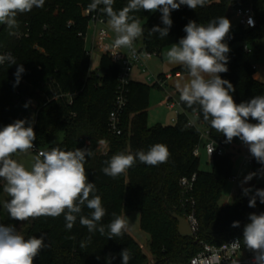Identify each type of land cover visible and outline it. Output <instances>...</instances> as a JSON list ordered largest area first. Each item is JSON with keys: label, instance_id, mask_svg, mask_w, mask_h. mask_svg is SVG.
Here are the masks:
<instances>
[{"label": "trees", "instance_id": "obj_1", "mask_svg": "<svg viewBox=\"0 0 264 264\" xmlns=\"http://www.w3.org/2000/svg\"><path fill=\"white\" fill-rule=\"evenodd\" d=\"M92 0H45L42 8L19 14L18 26L9 29L0 25V55L11 53L17 63H22L25 73L17 86L14 73L17 65H0V128L16 119L34 121V143L42 148L59 146L64 150L90 148L92 155L85 163L86 175L95 183L97 192L107 209L101 221L104 235L98 231L89 233L77 219L69 231L63 215L59 217L29 218L24 232L25 239L43 235L45 245L33 264H122L120 253L128 249L129 264H148V257L140 244L126 231L122 238L108 239L107 225L113 213L138 211L141 229L150 236V252L155 264L186 263L201 250L199 241L220 245L231 237L243 241V228L249 222L250 213L264 212V204L257 199L255 208L248 206L249 197L238 190L232 204L220 205L219 201L227 181L232 177L233 158L228 153L211 159V170L200 169V156L194 149L201 140L197 125H189L193 114L205 125L209 137L218 144L239 147L243 142L226 137L213 129L203 119L198 106L188 108L181 102V112L170 125H148V108L152 86L131 81L128 85V100L121 119L122 133L113 134L108 128L118 87L119 67L107 55L102 54L99 67L92 70L91 54L86 48L84 35L88 17L83 11L90 8ZM128 0H114V9L124 8ZM252 7L256 19L253 28H239L229 34L225 43L230 47L227 73L222 79L229 80L235 91L234 101L239 104L257 95H264V82L256 79V69L249 61L251 44L264 38V0H208L204 7L195 10L182 5L171 12L173 21L165 38L151 34L150 29L163 27L161 13L141 9L130 15L140 20L143 27L142 44L147 51L160 53L164 48L179 42L186 33L185 25L191 20L207 24L216 17H226L229 9ZM108 22V17L104 14ZM247 45L250 51H245ZM181 69L180 67L176 70ZM29 100L36 104L31 107ZM28 103V107L24 105ZM34 112V116L31 112ZM250 123L257 121L249 118ZM63 140L55 143L59 134ZM107 143L106 153L99 149L100 142ZM154 144L166 145L169 159L158 166H149L137 161L131 168L116 178L102 173L105 161L112 155L125 152L135 154L147 151ZM264 165H260V170ZM196 174L193 198L199 230L195 236L180 235L178 222L171 212L183 216L178 182L182 177ZM4 184L0 183V196ZM264 189L263 183L255 189ZM83 215L90 210L83 209ZM6 217L2 224H6ZM239 221V227H232ZM85 246L81 247V243Z\"/></svg>", "mask_w": 264, "mask_h": 264}, {"label": "clouds", "instance_id": "obj_2", "mask_svg": "<svg viewBox=\"0 0 264 264\" xmlns=\"http://www.w3.org/2000/svg\"><path fill=\"white\" fill-rule=\"evenodd\" d=\"M208 0H128L127 5L115 10L114 0H92L89 7L99 10L108 17V23L116 34L111 47H126L133 54L134 41L143 35L140 20L130 15L141 9L159 11L163 27L150 29L151 34L165 38L169 34L173 21L171 12L182 5L195 10L204 7ZM45 0H0V24L10 30L18 26L16 17L35 8H42ZM252 25V20L248 21ZM231 21L226 17H216L207 24L189 21L183 31L186 35L178 44H173L166 53L169 63L178 64L188 71V79L176 85L180 100L188 108L198 106L205 121L217 132L222 133L226 143L238 138L247 147L252 157L264 165V95H257L250 100L237 104L232 96L235 91L229 80L219 75L229 71L228 53L230 48L225 43L229 36ZM17 65L14 73V87L17 86L25 68L17 63L11 53L0 55V65ZM29 105H24L27 108ZM249 118L257 121L253 124ZM34 121L16 119L0 128V179L5 181L3 191L10 199L3 207L9 217L16 221H27L41 216L59 217L63 215L65 227L71 230L77 219L89 233H105L101 221L107 215L102 199L96 194V185L88 180L85 163L92 155L90 148L64 150L59 146L48 151H40L32 164L31 170L12 159L14 153H27L34 148L36 133ZM166 145L154 144L147 151L138 150L135 154L120 152L105 161L102 173L116 178L131 168L137 161L149 166H158L169 159ZM257 174L264 176V169L249 173L241 181L242 194L249 197L248 206L255 208L257 199L264 204V189L243 187ZM90 210L83 215V209ZM113 219L107 225L108 239L122 238L129 226L127 216L113 213ZM249 222L243 228L242 241L253 253L252 264H264V212L248 215ZM232 227H239V221H233ZM43 235L25 239L14 225L0 223V264H33L34 258L46 247ZM240 239L232 246L238 248ZM85 244L82 242L81 247ZM122 264H129L131 255L126 248L120 253Z\"/></svg>", "mask_w": 264, "mask_h": 264}, {"label": "built area", "instance_id": "obj_3", "mask_svg": "<svg viewBox=\"0 0 264 264\" xmlns=\"http://www.w3.org/2000/svg\"><path fill=\"white\" fill-rule=\"evenodd\" d=\"M238 17V24L241 28H253L256 25V19L252 7L238 8L233 11ZM83 15L88 17L87 32L84 35L85 44L89 39V31L92 33V50L98 46L102 54L107 55L119 67L118 73V87L115 95L113 107L108 117V128L113 134L120 135L121 119L128 100V85L131 82V74L135 67H139L142 73L148 72V61H150L156 53L147 51L142 44V36L134 41L133 47L136 53L133 54L130 49L126 47L115 48L111 47L116 37L114 31L108 26V22L101 11L87 8L83 11ZM252 20V25L248 21ZM87 48V47H86ZM245 51H250V48L245 45ZM92 51H90L91 54ZM255 68V67H254ZM152 78L149 77L148 81ZM166 104L171 109L176 110V114L181 112V102L167 100ZM179 107V110L177 108ZM197 118V114H193ZM176 120V119H175ZM175 120H173L175 122ZM189 125H196L190 119ZM205 138L204 148L207 156L212 159L213 156H222L231 153L227 150L229 146L218 144L209 137V133L205 130L201 132V137ZM199 146V145H198ZM198 146L194 149V155L199 156ZM102 153H106L107 143L103 145ZM32 152L39 153L44 151L38 144L34 143V148L30 149ZM243 165L253 166L256 164L252 155L244 154L242 156ZM251 173H254L253 171ZM238 176H233L232 180H238ZM196 181V174L191 177H182L178 182L180 188V204L179 208L183 212V217L186 219L192 236H195L199 230V223L195 213V201L193 198L194 183ZM239 239L237 236L231 237L220 245H213L199 241L201 250L192 256L186 263L180 264H252L253 253L247 248H243L240 241L238 248H233L232 243ZM155 264V261H151Z\"/></svg>", "mask_w": 264, "mask_h": 264}, {"label": "rangeland", "instance_id": "obj_4", "mask_svg": "<svg viewBox=\"0 0 264 264\" xmlns=\"http://www.w3.org/2000/svg\"><path fill=\"white\" fill-rule=\"evenodd\" d=\"M232 21L235 23H238V19L236 17L231 18ZM1 25V24H0ZM108 26L110 27L109 23ZM111 28V27H110ZM92 31H89V39L87 41L86 47L89 51L91 52V69L92 70H97L99 67V61L102 55V52L100 49L97 48L95 50H92ZM251 49L252 52L249 56V61L251 63H259L262 65V68L264 70V38L262 40L255 41L253 44H251ZM151 68V66H150ZM152 69V68H151ZM150 69V70H151ZM264 82V79L261 78ZM148 85H152L153 82L146 81ZM151 91H156V88H152ZM29 103L31 104V107L35 109L36 104L34 102L29 100ZM154 104V98L152 97L150 105L152 106ZM179 109V107H178ZM32 115L34 116V112H31ZM177 117L176 113L174 111L170 112L166 110V108L162 106H157L154 108H151L149 111V116H148V125L150 127L156 126L157 124H162V125H169L175 123L173 121V118L176 119ZM198 129L203 133L205 131V127L201 124H197ZM63 140V134H59L55 140V143H59ZM105 142L101 141L99 144V149H103V145ZM204 143H205V138L202 136L200 143H199V156H200V169L204 171H209L211 170L212 164H211V159L207 156L204 148ZM42 148V147H41ZM44 151H48L50 149L48 148H42ZM229 152L232 154V158L234 161L233 164V171H232V177L233 176H238V180H232V177L227 181V183L224 186L221 199L219 201L220 205H227V204H232L234 201V196L238 190H242L241 186V181L244 180V177L247 176L249 173L252 171L258 172L260 170V165L256 160V164L253 166L249 165H243V160L242 156L244 154H249L251 153L248 150V147L242 143L239 147H232L229 146L227 148ZM102 151V150H101ZM37 153L32 152L29 150L27 153H22V152H16L13 154L11 157L12 159L16 160L18 163H21L25 166L26 169L31 170L32 164L35 161ZM255 159V158H254ZM264 176H261L257 174L256 176L253 177L252 180L248 181L246 184L243 185V187H250L255 189L257 185H260L263 183ZM0 183L5 184V181L3 179H0ZM10 199V197L3 191L2 195L0 196V222H4L6 217H9L7 210L3 207V204L6 200ZM122 216H127L129 219V226L127 229V232L140 244L142 247L143 252L147 255L148 257V264H152L151 261L153 260V256L150 252V236L147 232L141 229L140 226V213L138 211H133L129 213H123ZM30 222L29 219L27 221H16V220H8L5 225H14L17 229V231L24 236L25 230L28 228Z\"/></svg>", "mask_w": 264, "mask_h": 264}, {"label": "crops", "instance_id": "obj_5", "mask_svg": "<svg viewBox=\"0 0 264 264\" xmlns=\"http://www.w3.org/2000/svg\"><path fill=\"white\" fill-rule=\"evenodd\" d=\"M233 11L234 9H229L228 14L226 16V18H228L231 21V25H232L229 34L235 33L236 31L239 30V28H241L237 22L234 23L231 19L232 17H236L238 19V17ZM171 46L164 48L160 53L156 54L150 61H148L147 73H142L141 69L137 66L133 69L131 74V81L142 82L145 84H147L146 81H148L149 77L152 78L150 82H153V84L151 86L152 88H156V91L150 90L149 108L147 109L148 116L150 109L157 106H162L166 108V110L170 112L174 111V113H176L175 109H171L170 107H168V105L166 104L167 100L182 102L180 100V92L177 89L176 85L178 83L185 82L189 78L188 71L185 67L181 65L171 64L168 62L166 53L170 50ZM230 47L231 46H229V48ZM252 65L256 69V73L254 74V77L258 80H260L261 78L264 79V70L262 68V65L259 63L256 64L252 63ZM150 66L152 69L150 68ZM179 67L181 69L176 70ZM152 97L154 98V104L151 106L150 103ZM177 110L179 109L177 108ZM190 118L196 123V125L197 124L203 125L202 123L198 122L197 118H195L194 116H191ZM173 120L175 119L173 118ZM203 126L205 127V125ZM107 148L108 146L106 147V150Z\"/></svg>", "mask_w": 264, "mask_h": 264}, {"label": "water", "instance_id": "obj_6", "mask_svg": "<svg viewBox=\"0 0 264 264\" xmlns=\"http://www.w3.org/2000/svg\"><path fill=\"white\" fill-rule=\"evenodd\" d=\"M172 217L178 222V233L180 235H191V229L186 219L177 212H171Z\"/></svg>", "mask_w": 264, "mask_h": 264}]
</instances>
